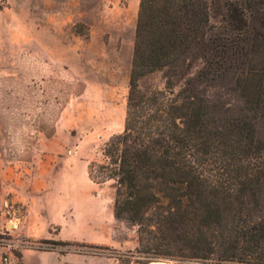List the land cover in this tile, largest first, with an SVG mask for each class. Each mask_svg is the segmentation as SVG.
Returning <instances> with one entry per match:
<instances>
[{
  "label": "trees",
  "instance_id": "obj_1",
  "mask_svg": "<svg viewBox=\"0 0 264 264\" xmlns=\"http://www.w3.org/2000/svg\"><path fill=\"white\" fill-rule=\"evenodd\" d=\"M160 71L164 89L145 90ZM218 85L243 107L212 106L206 88ZM258 123L264 0H231L219 26L210 0H140L124 130L105 145L102 176L93 178L114 181V217L136 229L139 255L264 264Z\"/></svg>",
  "mask_w": 264,
  "mask_h": 264
},
{
  "label": "rangeland",
  "instance_id": "obj_2",
  "mask_svg": "<svg viewBox=\"0 0 264 264\" xmlns=\"http://www.w3.org/2000/svg\"><path fill=\"white\" fill-rule=\"evenodd\" d=\"M230 1L210 0L212 25L222 24ZM139 4L0 0V158L17 174L26 168L30 188L21 189L46 196L34 200L40 228L34 237L22 228L27 205L5 203L0 245L16 262L22 247L59 250L67 264L70 254L81 264L169 260L136 252V229L114 217V181L93 180L102 176L105 145L124 130ZM200 68L196 63L190 76ZM165 82L160 71L142 86L164 89ZM224 86L206 88V96L212 106L237 112L243 104ZM257 128L264 136V125ZM3 171L2 179L15 176ZM51 192L57 198L45 195ZM40 205L52 207L62 225L47 230ZM61 228L64 239H56Z\"/></svg>",
  "mask_w": 264,
  "mask_h": 264
},
{
  "label": "crops",
  "instance_id": "obj_3",
  "mask_svg": "<svg viewBox=\"0 0 264 264\" xmlns=\"http://www.w3.org/2000/svg\"><path fill=\"white\" fill-rule=\"evenodd\" d=\"M3 168L8 170L9 173H13L15 176H9V181L6 179H2L0 176V234L4 231V221H3V210L5 209V203H23L27 205V215H25L22 223L23 229H25L26 235L30 237H34L38 235V227L39 221L32 217L33 211H35L36 206L39 204L35 202L36 199H43L46 196H42V194H38L34 191H29L23 188H30V180L26 177L25 170L23 166L21 168L20 173H16L14 168L3 164V161L0 158V174L3 171ZM25 169V170H24ZM24 177V178H23ZM45 195H51L53 198H57V193L51 192L46 193ZM41 207V208H40ZM39 212L43 216L46 221L47 230L49 227L55 225L61 226V222H57L58 220L52 216L50 206H42L40 205ZM62 237V238H60ZM56 239H64L63 238V228L56 234ZM76 237H70L69 241H75ZM8 248L6 246L0 245V257L7 252ZM69 263L71 264H81V258L79 257L76 260V254H70ZM12 264H67V256L63 254L59 250H41L34 247H22L20 250L19 262L13 260Z\"/></svg>",
  "mask_w": 264,
  "mask_h": 264
},
{
  "label": "water",
  "instance_id": "obj_4",
  "mask_svg": "<svg viewBox=\"0 0 264 264\" xmlns=\"http://www.w3.org/2000/svg\"><path fill=\"white\" fill-rule=\"evenodd\" d=\"M157 263H165V264H186V263H193V264H198L199 262H193V261H183V260H160L157 261Z\"/></svg>",
  "mask_w": 264,
  "mask_h": 264
},
{
  "label": "built area",
  "instance_id": "obj_5",
  "mask_svg": "<svg viewBox=\"0 0 264 264\" xmlns=\"http://www.w3.org/2000/svg\"><path fill=\"white\" fill-rule=\"evenodd\" d=\"M9 213V212H8ZM13 259L10 255L4 254L0 257V264H12Z\"/></svg>",
  "mask_w": 264,
  "mask_h": 264
},
{
  "label": "bare ground",
  "instance_id": "obj_6",
  "mask_svg": "<svg viewBox=\"0 0 264 264\" xmlns=\"http://www.w3.org/2000/svg\"><path fill=\"white\" fill-rule=\"evenodd\" d=\"M153 264H165V263H153ZM172 264V263H171Z\"/></svg>",
  "mask_w": 264,
  "mask_h": 264
}]
</instances>
